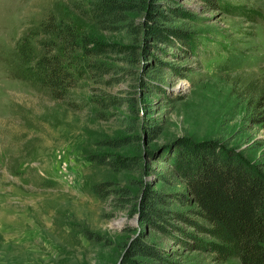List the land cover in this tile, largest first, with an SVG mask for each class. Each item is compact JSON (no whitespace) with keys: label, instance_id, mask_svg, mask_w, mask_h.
I'll use <instances>...</instances> for the list:
<instances>
[{"label":"rangeland","instance_id":"374dc122","mask_svg":"<svg viewBox=\"0 0 264 264\" xmlns=\"http://www.w3.org/2000/svg\"><path fill=\"white\" fill-rule=\"evenodd\" d=\"M76 2L0 0V264H123L139 237L169 252L170 264H240L197 252L182 226L140 223L133 204L149 187L165 208L187 210L170 196L184 186L164 160L182 144H216L264 174V0H154L163 29L181 35L170 43L101 30ZM148 8L133 16L135 26ZM49 14H61L83 46L113 45L82 56L101 68L86 67L62 99L22 79L16 58L20 40ZM38 40L46 38L35 35L31 47L45 55ZM78 46L67 51L70 61ZM138 135L118 150L96 144ZM89 154L131 158L135 168L94 165ZM102 182L112 191L100 200L89 189ZM121 188L129 201L115 193Z\"/></svg>","mask_w":264,"mask_h":264},{"label":"trees","instance_id":"16d2710c","mask_svg":"<svg viewBox=\"0 0 264 264\" xmlns=\"http://www.w3.org/2000/svg\"><path fill=\"white\" fill-rule=\"evenodd\" d=\"M81 1L82 4H73L74 8L101 30L124 32L127 35L141 34L144 41L164 43L171 42L169 35L177 38L181 36L163 29L159 19L166 17L159 11L154 0ZM144 6L149 7L145 24L135 26L133 16L139 15ZM154 16H159L157 21ZM60 17L49 14L39 25L36 34L24 36L16 46L21 78L47 89L57 99L65 97L68 89L74 87L81 75L88 72L89 67L100 70L98 64L86 65L82 56L85 59L100 56L110 52L109 48L113 46L94 41L86 43L91 45L90 48L81 45L73 27L65 23L61 14ZM35 35L46 38L43 42H36L38 46H42L45 55L39 56L31 47V39ZM57 41L64 44L65 48L58 49ZM77 45L79 52L72 55L73 61H70L67 51ZM124 49L128 55L133 56L130 46ZM82 63L85 68H82ZM258 105L259 108L264 107V94L259 98L257 107ZM156 132L155 129H150L146 136L152 138ZM138 137L139 135L106 138L96 144L118 150L138 141ZM87 159L94 165L115 168L117 171H133L135 168L131 158L108 159L89 154ZM164 160L181 178L184 186L182 192L170 196L178 204L187 207V210L182 212L165 208L167 202L164 195L146 187L142 190L140 202L136 203L135 199L133 204V212L140 216V223H173L182 226V235L193 240L194 250L211 255L214 261L237 259L240 264H264V174L240 155L222 150L213 143L179 145L166 154ZM108 184L109 182L94 184L89 191L103 200L112 191ZM115 193L120 194V199L129 201L131 192L128 189L121 188ZM185 227L193 232H186ZM197 234L202 238H198ZM170 257L165 249L139 237L126 247L123 264H144L137 262V258L148 261V264H170Z\"/></svg>","mask_w":264,"mask_h":264}]
</instances>
